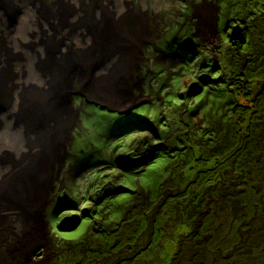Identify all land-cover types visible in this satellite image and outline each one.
Instances as JSON below:
<instances>
[{"label": "rangeland", "instance_id": "1", "mask_svg": "<svg viewBox=\"0 0 264 264\" xmlns=\"http://www.w3.org/2000/svg\"><path fill=\"white\" fill-rule=\"evenodd\" d=\"M8 3L15 17L0 20V142L4 130L17 132L5 100L26 68L25 50L50 39L58 59L94 47L63 35L58 16L50 32L40 17L15 33L23 7ZM95 3L108 28L120 23L123 8ZM126 3L147 18V31L127 48L140 59L120 46L122 72L103 99L112 106L85 93L95 72L78 80L71 69L51 101L53 114L66 105L75 112L70 124L41 135L28 124L19 148L0 150V178L16 167L27 189L0 190L1 210L19 199L0 213V264H264V0ZM103 28L98 36L109 42ZM238 30L243 42L232 39ZM52 58L46 67L56 70Z\"/></svg>", "mask_w": 264, "mask_h": 264}, {"label": "bare ground", "instance_id": "2", "mask_svg": "<svg viewBox=\"0 0 264 264\" xmlns=\"http://www.w3.org/2000/svg\"><path fill=\"white\" fill-rule=\"evenodd\" d=\"M17 1L20 2L21 7H23V11L21 13L22 15L20 16V18L24 17L25 19L21 22L18 21L15 28V33H17V31L20 29L21 34H25V32L28 30L27 23L30 22V20L32 21L33 19L40 17L47 22L46 30L47 32H50L49 30L52 29L49 27V25L53 26V22H51L50 20L57 18L58 16L59 21H63L61 23L63 35L68 36L69 38V36L75 34L74 36H76V40H79L84 44L87 43V46L91 43L92 47L93 45L94 47L92 48V50L88 49V51L80 50L77 53L73 52L72 54L74 55H70L71 57L69 56V58L65 56L63 52H61L59 54L60 57H57L58 59H55V54L50 55L52 54L50 52V49L54 46L50 43V41H52L50 39L47 42L41 44V47L39 48L40 53L35 51L34 49L25 50V56L27 58L26 68L24 70L18 69V75L15 80V84H17V87L13 89L14 92H7V100H5V104H7L9 108L11 105L13 106L11 109V116H14V126L17 132L11 137L10 133L4 130V132L6 133H3V139L0 142V146H4H1L0 150H3L5 147L8 148L11 146L19 148V145H21L19 141H25V130L28 127V124L31 125L33 123L32 126L36 127L37 131L39 130L38 135H41L42 133L47 134L48 132H50V127L58 130V128H61L62 126L65 128L70 124L69 120L73 118L75 112L70 110L68 105H66L63 108H60L55 114H53L52 108L54 107H51L53 106L51 101L55 99L52 88L55 87V85L56 87L65 88V74L71 69L76 70L79 73L76 74L78 76V80L82 79L86 71L95 72V76L92 79L91 83H89L86 87L85 93L89 97H92L93 94H96L97 96H99L98 99H96L97 101H103L105 104L112 106V103L114 102H109L108 100L103 99L105 98L104 92L108 90L107 86H109V84L113 82L112 77H114L117 72H122V68L118 67L120 66L123 58L122 52L119 51L120 46L127 45L125 49L128 51V49H130L129 43L133 42L135 35H139V32L142 35L146 34V26L148 23L147 18H144V15H141L140 19H137V14L132 11V9L128 5L126 6L127 0H113V2H115V4L120 7L119 9L122 10L123 8L125 12L120 18V23H116L115 27H110V25L109 28L108 21L100 20V17L103 19V14H100L99 8L103 7V5H97L95 1L97 2L98 0H73L76 2V4L79 5L77 7L70 5L68 6L63 0ZM91 2L93 5L91 4ZM38 5H40L41 7H39ZM10 8H12V6L7 4L6 0H0V20H3V22L7 21L9 16L13 14ZM205 11L206 9L202 10V14H200V17H202L203 19L209 18L207 20H210L209 22L214 26L216 20L211 19L213 16L209 9L208 13H206ZM111 23H114V19ZM102 26L109 29V36L111 37L109 42H105V34L102 37L98 36L97 32H99V28ZM139 27L141 28V30L137 29ZM101 40L104 41V44H108V51L103 50L102 52H100L102 50V47H104V44H102V42L100 44ZM54 42L55 41H53V43ZM14 44L16 45V50H18L19 48L23 49L22 44L17 42L16 40H14ZM64 48L65 49H63V51L65 53L70 50L68 45H65ZM128 52L130 54L133 53L135 56H137L138 54L132 49ZM39 55L42 56V60H40V58L38 57ZM51 57H53L52 59H54V61L56 60L54 63L59 66V68L56 70H49L46 67V63H51ZM135 59H140V56L135 57L133 60ZM122 64H124L123 61ZM2 71L3 70L0 69V81L2 76L5 75L4 72V74H1ZM103 71H105V73L99 79H97L96 76ZM124 72L126 71H123V73ZM124 83L125 84H122L120 86V89L122 88L125 92L124 87L126 85V82ZM5 86H7L6 82ZM34 87H39V89H41V92L38 91L39 94L35 93L36 90H34ZM29 90L35 92H31ZM121 93L123 95V91ZM44 95L50 96V101L44 100ZM128 95H130L131 100L135 98L134 94L133 96L131 94ZM37 96L41 97L37 98ZM127 103L129 104V102ZM124 107L125 103L121 106V108L124 109ZM56 117H58V120H53ZM18 154V158H21L20 150L18 151ZM22 159H24V157ZM14 164L16 166V164L18 165L19 162L16 161ZM11 169L12 173L10 172V169H8V171L6 172L7 174H5L4 177L0 178V190H3L4 194L7 193V196L12 195L13 193L16 194V192L19 193L21 190H27L25 186H22L20 182H18V179L13 178L14 176H19V172H17V170L15 171L16 167H14V169ZM9 175V178L12 180L11 183L13 184L9 185L7 184V182L5 184L9 186L13 185L14 188L12 189H9V186L8 188L7 186L5 187V185L2 183L4 181H7ZM37 192L38 190H34V194ZM12 200L15 201H9L6 203V205L4 204V209L6 208L5 210L10 211V207L18 206L16 204L17 200L19 199L16 200L12 198ZM1 208L2 204L0 203V213H2L3 215L4 209L1 210ZM12 210H16L17 213L18 209L13 207Z\"/></svg>", "mask_w": 264, "mask_h": 264}, {"label": "trees", "instance_id": "3", "mask_svg": "<svg viewBox=\"0 0 264 264\" xmlns=\"http://www.w3.org/2000/svg\"><path fill=\"white\" fill-rule=\"evenodd\" d=\"M261 197H263L262 195H261ZM263 206H264V203H262V206L260 205V208H262V210L264 211V208H263ZM252 226V223L250 222V224L247 226V227H245V228H243L244 229V231L246 232V233H243L244 235H248V234H250L249 232H251L252 230H250V227ZM250 236V235H249Z\"/></svg>", "mask_w": 264, "mask_h": 264}, {"label": "water", "instance_id": "4", "mask_svg": "<svg viewBox=\"0 0 264 264\" xmlns=\"http://www.w3.org/2000/svg\"><path fill=\"white\" fill-rule=\"evenodd\" d=\"M233 40L237 41V40H243V36L242 34L240 33V30L236 31L234 34H233Z\"/></svg>", "mask_w": 264, "mask_h": 264}]
</instances>
